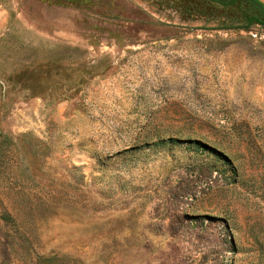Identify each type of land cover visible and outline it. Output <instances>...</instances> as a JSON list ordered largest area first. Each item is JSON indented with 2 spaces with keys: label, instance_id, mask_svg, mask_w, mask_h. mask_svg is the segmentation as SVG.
Listing matches in <instances>:
<instances>
[{
  "label": "rangeland",
  "instance_id": "374dc122",
  "mask_svg": "<svg viewBox=\"0 0 264 264\" xmlns=\"http://www.w3.org/2000/svg\"><path fill=\"white\" fill-rule=\"evenodd\" d=\"M256 16L0 0V264H264Z\"/></svg>",
  "mask_w": 264,
  "mask_h": 264
},
{
  "label": "trees",
  "instance_id": "16d2710c",
  "mask_svg": "<svg viewBox=\"0 0 264 264\" xmlns=\"http://www.w3.org/2000/svg\"><path fill=\"white\" fill-rule=\"evenodd\" d=\"M253 7L256 9V11L259 13L260 16H256L250 19V21H257L264 25V5H262L257 0H248Z\"/></svg>",
  "mask_w": 264,
  "mask_h": 264
},
{
  "label": "water",
  "instance_id": "95a60500",
  "mask_svg": "<svg viewBox=\"0 0 264 264\" xmlns=\"http://www.w3.org/2000/svg\"><path fill=\"white\" fill-rule=\"evenodd\" d=\"M258 2H260L262 5H264V0H257Z\"/></svg>",
  "mask_w": 264,
  "mask_h": 264
}]
</instances>
